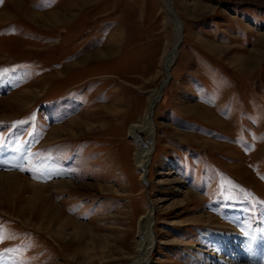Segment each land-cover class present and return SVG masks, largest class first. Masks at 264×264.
<instances>
[{
  "label": "rangeland",
  "instance_id": "obj_1",
  "mask_svg": "<svg viewBox=\"0 0 264 264\" xmlns=\"http://www.w3.org/2000/svg\"><path fill=\"white\" fill-rule=\"evenodd\" d=\"M75 1L0 0V171L20 174L0 178V264H130L150 207L147 264H264V0H171L144 179L128 126L175 24L160 0Z\"/></svg>",
  "mask_w": 264,
  "mask_h": 264
},
{
  "label": "bare ground",
  "instance_id": "obj_2",
  "mask_svg": "<svg viewBox=\"0 0 264 264\" xmlns=\"http://www.w3.org/2000/svg\"><path fill=\"white\" fill-rule=\"evenodd\" d=\"M160 1L166 7L167 18L171 22H173L175 24V27H176V35L174 37V40L172 41V44H171L170 48L168 49V51L166 52V54H165V56L163 57V60H162V65H163V69H164V76H163V78L161 79V81L159 82V84L156 86V88L153 91H151V93L149 94V96L147 98L146 108H145L144 112L141 115L137 116L135 118V120L132 123H130L129 126H128V133L131 136V140H133L132 142H134V145L136 147L135 148V152L133 154L134 166L137 169L139 168V170H140V177L143 178V179L147 177V176H145V172H146V170L148 172V166H149V163H150V158L149 157H151V154L153 152L152 150L154 149V136H155L154 130H155V124H154V121L152 120V116H153V111L152 110H153V108H154V106L156 104V101L158 102V100L161 97V96L158 95L159 94V90H160V86H161V95H162V88L167 84L169 78L171 77L170 69H171L172 64L174 63V60H175V56H176L178 47L181 44V41H182V35H181V33L183 32L182 21H181L179 15H178L177 11L173 8L172 3H171V0H160ZM16 5H17V0H12V7L14 6L13 8H15ZM20 5H21V3H20ZM173 10L175 12H172ZM7 14H8V12L1 13L0 14V19H3L4 17H6ZM37 16H40V13H37V12H34V11H31L30 12V17L32 19L35 18V17H37ZM62 16H64V15H62ZM175 46H176V48H175V55H174V57H172V55H171V49H173ZM100 52H98V51L97 52H94V53H92V55L90 54L91 56H89V57H91V58L98 57L99 58V57L104 56ZM107 53H109V52H107ZM107 53H106V56L107 55L111 56V52L109 54H107ZM259 56H260V54H259ZM257 57L254 56V55L246 56V57L243 58L242 63L244 65L250 66L251 64H253L254 62H256L261 56L258 59H257ZM83 58L85 59V57H83ZM168 63H170V67H169V70L166 71V68L168 67ZM65 67H66V65H64V68ZM55 73L58 74L57 75V78H58V76L61 75V72H59V71L58 72H55ZM55 73L53 72L52 75L54 74L53 76H55L56 75ZM55 79H56V76H55ZM20 91L23 93L21 95L22 98L21 99L19 98L20 99V102L19 103H17L18 101L15 102L13 104V107H16V108L19 107V104L23 101V98L30 96V94L32 92V89L30 91L27 90V89H25V90L23 89V90H20ZM14 94H16V93H14ZM11 103H13V101ZM204 111H205V113H203L202 115H204L208 119L209 118L208 117L209 115L206 114V112L208 113L209 111H207L206 108H204ZM206 115H208V116H206ZM107 116L115 117V112L113 111L112 114H109ZM103 117L102 118H99V121H102V120L107 121ZM77 118L78 117L75 116L74 118L69 119L68 124L70 126L69 125L67 126L68 128L66 129V131L73 130L72 129V125L74 124V122H75V120ZM209 119L211 120V118H209ZM94 120H95V118H94ZM86 124L88 125V123H86ZM101 125L103 126V124H101ZM60 130L62 131L61 125L60 124L55 125L53 127V129L50 131V133L48 134L47 138H49V139L51 138V139L55 140V138H56L55 135H58L59 134V133L57 134L56 132H61ZM142 133H146L147 134V138L146 139H144V138L141 137V134ZM142 140H143V142H142ZM17 176H20V174H18L16 172H2V171H0V178H19ZM15 184L18 185V183H16V182H15ZM59 184L60 185L61 184L64 185L65 184V181L64 180L57 181L54 184V186H56V185L58 186ZM31 186L34 187L32 189L33 190L32 191L33 192L32 194L34 195L33 197L34 198H37V199H40L41 195L43 194L44 190L46 189L45 188L46 186H43V185H40V184H34V183H31ZM44 199H45L44 200L45 203H47V197H44ZM49 205L50 204L47 203V206L46 207H42L38 211V214H41V218L43 220L45 219L44 221H46V219L49 217V212H48ZM151 213H152V208L150 207L149 209H147L146 214H144L143 216H141L139 218L138 222H137V229L138 230H137V235H136L137 238H136L135 249H134V251H135V259L133 258V260H132V262L130 264H147L148 258L150 256V251L152 249V240H153V238H152V231H149V228H150V225H151V220H152ZM23 223L25 225H27V226L32 225L29 219H26L25 221H23ZM41 228H43V226H37L36 227V229L43 231ZM43 229H45V228H43ZM234 232H236V230H234Z\"/></svg>",
  "mask_w": 264,
  "mask_h": 264
},
{
  "label": "water",
  "instance_id": "obj_3",
  "mask_svg": "<svg viewBox=\"0 0 264 264\" xmlns=\"http://www.w3.org/2000/svg\"><path fill=\"white\" fill-rule=\"evenodd\" d=\"M172 12H175L174 10L172 11ZM175 15V14H174ZM179 20V19H178ZM181 28V27H180ZM175 48H176V46L173 48V49H171V55H172V57H174V55H175ZM169 67H170V63H168V67H167V71L169 70ZM169 82V81H168ZM167 82V83H168ZM159 96H161V86H160V90H159V94H158ZM158 96V97H159ZM154 150V149H153ZM152 150V151H153ZM150 158V157H149ZM146 174H147V170H146V172H145V176H146Z\"/></svg>",
  "mask_w": 264,
  "mask_h": 264
},
{
  "label": "snow or ice",
  "instance_id": "obj_4",
  "mask_svg": "<svg viewBox=\"0 0 264 264\" xmlns=\"http://www.w3.org/2000/svg\"><path fill=\"white\" fill-rule=\"evenodd\" d=\"M262 203H264V202H262ZM0 239H2V238H0Z\"/></svg>",
  "mask_w": 264,
  "mask_h": 264
}]
</instances>
